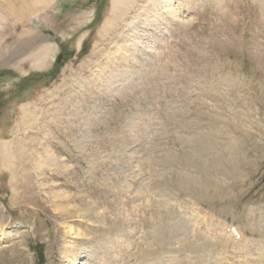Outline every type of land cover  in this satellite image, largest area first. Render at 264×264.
Returning <instances> with one entry per match:
<instances>
[{
    "label": "rangeland",
    "instance_id": "1",
    "mask_svg": "<svg viewBox=\"0 0 264 264\" xmlns=\"http://www.w3.org/2000/svg\"><path fill=\"white\" fill-rule=\"evenodd\" d=\"M161 1L0 0V264H264V0Z\"/></svg>",
    "mask_w": 264,
    "mask_h": 264
},
{
    "label": "bare ground",
    "instance_id": "2",
    "mask_svg": "<svg viewBox=\"0 0 264 264\" xmlns=\"http://www.w3.org/2000/svg\"><path fill=\"white\" fill-rule=\"evenodd\" d=\"M19 1H20V2H24V3H25V2H26V3H29V7H28V8H29L30 10H36V8L41 7L42 4L44 3V0H26V1H25V0H19ZM157 2H158V1H157ZM161 2H163V3L165 2V3H166V2H168V0H164V1H161ZM26 3H25V4H26ZM167 13H168L169 15L172 16V14L175 13V12H173V9H168ZM167 16H168V15H167ZM158 17H159V16H158ZM169 17H170V16H169ZM153 19H154V18H153ZM164 22H165V21H164ZM125 71H126V70H125ZM121 73H122V72H121ZM127 73H128V72H127ZM127 73H126V74H127ZM111 78H112V77H111ZM206 221H207V220H206ZM210 223H211V222H210ZM223 223H224V221H223ZM2 224H3V221L0 220V235L2 234V233H1V232H2V227H3ZM219 224H220V223H219ZM219 224H217V225H219ZM110 225H111V224H110ZM195 226H196V225H195ZM221 226H222V224H221ZM226 226H227V225H226ZM175 227H176V226H175ZM222 227H223V226H222ZM228 227H229V226H228ZM194 228H195V227H194ZM177 229H178V230L183 229V231L186 232V227H185L184 225H180V226H178ZM218 229H219V228H218ZM164 232H165V231H164ZM196 232H198V231H196ZM207 232H208V231H207ZM200 233H201V231H200ZM195 234H196V233H195ZM198 236H199V235H198ZM224 236H225V235H224ZM224 236H223V237H224ZM216 237H217V236H216ZM221 237H222V236H221ZM206 238H207V237H205L204 239L202 238L203 241H204ZM217 238L219 239V237H217ZM229 238H230V237H229ZM207 239H208V238H207ZM58 240H59V239H58ZM193 240H194V239H193ZM195 240H196V239H195ZM223 240H224V241H227V242L229 243V240L224 239V238H223ZM231 240H232V239H231ZM203 241H202V243H203ZM221 241H222V240H221ZM224 241H222V242H224ZM237 241H238V240H237ZM227 242H225V245H226ZM195 243H196V242H195ZM205 243H206V242H205ZM207 243H208V242H207ZM217 243H219V242H217ZM250 244H251V243H250ZM203 245H204V244H203ZM259 245H260V244H259ZM247 246H248V245H247ZM234 248H235V247H234ZM260 248H261V247H260ZM195 249H196V248H195ZM198 249H200V248H198ZM188 250H189V249H188ZM192 250H193V249H192ZM197 251H198V250H197ZM227 251H228V250H227ZM20 254H21V253H20ZM225 256H226V255H225ZM262 256H263V255H262ZM222 259H223V258H222ZM261 259H262V258H261ZM229 260H230V259H229ZM225 261H226V260H225ZM192 262H193V261H192ZM217 262H218V261H217ZM226 262H227V261H226ZM238 262H240V261H238ZM20 263H21V262H20ZM229 263H230V262H229ZM229 263H228V264H229ZM235 263H236V262H235ZM240 263H241V262H240ZM18 264H19V263H18ZM224 264H225V263H224ZM243 264H244V262H243Z\"/></svg>",
    "mask_w": 264,
    "mask_h": 264
}]
</instances>
